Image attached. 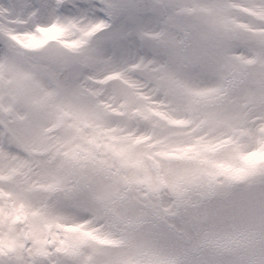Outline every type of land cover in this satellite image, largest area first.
Listing matches in <instances>:
<instances>
[{"label": "snow or ice", "instance_id": "snow-or-ice-1", "mask_svg": "<svg viewBox=\"0 0 264 264\" xmlns=\"http://www.w3.org/2000/svg\"><path fill=\"white\" fill-rule=\"evenodd\" d=\"M0 264H264V0H0Z\"/></svg>", "mask_w": 264, "mask_h": 264}]
</instances>
